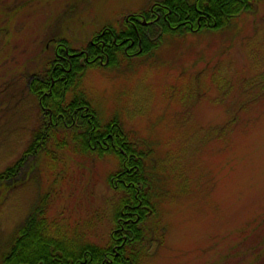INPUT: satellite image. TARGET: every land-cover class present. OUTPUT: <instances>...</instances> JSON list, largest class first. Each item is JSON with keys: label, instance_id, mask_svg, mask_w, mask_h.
<instances>
[{"label": "rangeland", "instance_id": "1", "mask_svg": "<svg viewBox=\"0 0 264 264\" xmlns=\"http://www.w3.org/2000/svg\"><path fill=\"white\" fill-rule=\"evenodd\" d=\"M158 1H0V172L31 140L40 113L26 83L59 41L77 53L106 25L119 30L147 13L144 33L157 45L151 63L127 73L89 70L83 82L96 108L156 143L170 196L163 238L149 240L143 264H264V1L225 30L168 38L152 16ZM51 154L0 186V264L47 192L59 227L107 241L116 200L107 175L116 161Z\"/></svg>", "mask_w": 264, "mask_h": 264}, {"label": "trees", "instance_id": "2", "mask_svg": "<svg viewBox=\"0 0 264 264\" xmlns=\"http://www.w3.org/2000/svg\"><path fill=\"white\" fill-rule=\"evenodd\" d=\"M263 1L159 0L153 9L161 16L160 35L168 38L175 32L225 30ZM136 28L138 36L126 22L119 30L106 25L77 53L65 40L59 41L44 70L30 75L26 83L40 113L31 140L20 157L0 172V186L14 184L27 163L43 156L53 160L51 153L57 150L88 159H114L117 168L107 175V184L116 200L106 243L99 246L85 239L84 229L59 227L48 216L47 192L17 229L2 264H143L149 256V240H162L163 205L170 192L155 157L156 143L126 129L118 114L107 116L96 108L83 87L89 70L127 73L151 63L157 45L148 42L143 26ZM128 37L134 40L132 56L126 50ZM138 40L141 49L136 47ZM134 57L138 60L132 63Z\"/></svg>", "mask_w": 264, "mask_h": 264}, {"label": "flooded vegetation", "instance_id": "3", "mask_svg": "<svg viewBox=\"0 0 264 264\" xmlns=\"http://www.w3.org/2000/svg\"><path fill=\"white\" fill-rule=\"evenodd\" d=\"M152 13H154V14H152V16H153V19H154V21L155 22H158V24H159V26H160V19H161V16H160V13L158 12V11H155L154 10V12L152 11ZM147 18V15H141V16H139V18L138 19H135L134 18V20H135V22H134V20H129V18H127V20H125V22L127 23V25H128V27L131 29H133L135 32H136V35L138 36V33H137V28H136V24L137 25H141V26H144L145 24H147L148 22H144V21H146L145 19ZM133 19V18H132ZM139 22H138V21ZM144 20V21H143ZM144 24V25H143ZM188 27L190 28V29H192V23L190 22V23H188ZM113 41H115V40H113ZM126 41H127V46H126V50H127V52L129 53V54H134L135 53V47H133V45H134V40L131 38V37H128L127 39H126ZM103 43V42H102ZM97 44V43H96ZM104 44V43H103ZM137 49H141L140 48V40H138V44H137Z\"/></svg>", "mask_w": 264, "mask_h": 264}]
</instances>
